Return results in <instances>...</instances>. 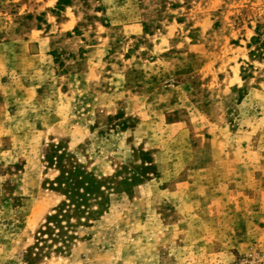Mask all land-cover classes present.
I'll return each instance as SVG.
<instances>
[{
  "label": "rangeland",
  "instance_id": "rangeland-1",
  "mask_svg": "<svg viewBox=\"0 0 264 264\" xmlns=\"http://www.w3.org/2000/svg\"><path fill=\"white\" fill-rule=\"evenodd\" d=\"M69 162L122 189L35 264H264V0H0V264Z\"/></svg>",
  "mask_w": 264,
  "mask_h": 264
},
{
  "label": "trees",
  "instance_id": "trees-1",
  "mask_svg": "<svg viewBox=\"0 0 264 264\" xmlns=\"http://www.w3.org/2000/svg\"><path fill=\"white\" fill-rule=\"evenodd\" d=\"M69 3L70 0H59L60 6ZM69 163L71 167H62L61 174L53 183V188L64 199L47 215L35 245L25 252L26 264H35L51 251L68 252L80 238L79 228L92 225L108 211L110 191L122 189L114 187V176L99 178L83 166Z\"/></svg>",
  "mask_w": 264,
  "mask_h": 264
}]
</instances>
